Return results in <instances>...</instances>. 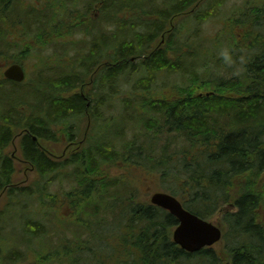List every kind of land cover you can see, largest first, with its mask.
I'll list each match as a JSON object with an SVG mask.
<instances>
[{
	"label": "trees",
	"instance_id": "1",
	"mask_svg": "<svg viewBox=\"0 0 264 264\" xmlns=\"http://www.w3.org/2000/svg\"><path fill=\"white\" fill-rule=\"evenodd\" d=\"M222 1L214 6L223 4L219 16L224 14L225 40L234 59L232 66H224L228 77L215 72V58L223 45L218 40L214 50L190 37L165 40L162 46L160 38L144 40L155 33L158 37L161 29L145 33L130 24L119 27L118 34L135 40H120L116 49L102 45L106 48L98 54L93 40L74 39L83 29L65 23L64 0H38L33 17L31 12L18 13L22 5L7 14L0 7V40H7L13 49L21 46L12 62L33 63L34 78L23 89L39 85L46 91L35 110L21 102L23 157L45 179L50 173L62 174L69 165L64 176L72 186L66 193L44 196L22 188L24 219L18 241L0 236V264H264V176L259 179L264 170V0H242L231 9ZM207 2L166 0L165 15L193 16V25H199L209 13L196 9ZM101 4L109 7L103 9L104 16L113 10L124 21L131 10L115 9L117 0ZM183 30H188L186 25ZM199 33L194 26L191 34L201 39ZM118 34L101 28L104 40H114ZM194 44L208 58L200 68L194 63L185 68L180 62L194 54ZM67 47L73 48V55ZM84 54L95 56L94 61L83 63ZM41 73L49 76L45 83ZM100 73L106 75L101 81L106 84L105 98L114 93L117 81L118 96L127 93L132 103L137 101L140 113L143 109L153 113L141 114V123L134 125L139 131L125 135L132 139L120 140L118 149L107 141L102 148L92 146L100 120ZM169 85L175 100L150 96V91L165 92ZM77 121L85 123L82 133L74 130ZM7 133L1 129L0 137ZM83 135L85 146L71 154L67 164L51 165L38 146H47L50 139L58 143L65 137L68 142ZM114 166L119 173H111ZM145 180L158 181L162 191L178 197L201 218L219 215L216 221L220 220L228 242L225 249L218 254L209 248L190 254L173 243L171 231L177 220L142 202L140 183ZM106 203L112 204L111 216Z\"/></svg>",
	"mask_w": 264,
	"mask_h": 264
},
{
	"label": "flooded vegetation",
	"instance_id": "2",
	"mask_svg": "<svg viewBox=\"0 0 264 264\" xmlns=\"http://www.w3.org/2000/svg\"><path fill=\"white\" fill-rule=\"evenodd\" d=\"M138 1L146 3L144 9L135 8L134 6H127V10H131L126 11L128 15L124 16L126 19L124 21L122 20V14H114L113 10L108 13L110 15L104 16L103 9H108L109 7L103 8L101 0H64L66 4L65 23H67L68 25H73L75 28L78 27L83 29L82 33L76 34L78 40H101V28L105 24H107V29L111 30L112 32L114 31L117 34L119 27H122L123 25L130 26V24L132 28L135 26L134 28L143 30L145 31V33H147L149 30H152L151 28L161 29L158 37L155 33L153 36L148 35L144 38V40H159L158 38H160L161 43H164L162 42V40H181L183 36H185V39L187 37H190V40H195L198 38L192 37V34L191 36H187V32L189 31L183 30V28L179 25L180 18L177 20V17L173 15H170L169 19L166 17V0ZM71 3H73L74 6V8L72 9ZM18 5H22L21 8H17L19 9L18 13L21 14L24 11L31 12V15L33 17V12L37 8L38 0H0V7L6 14L8 12H15V7H17ZM220 6L221 5L216 6V8H220ZM175 20L176 22H173ZM88 28L91 29V32L87 34L86 29ZM216 29L218 30V36H222V40L226 39L228 34V30L226 29V27L222 26ZM216 29L212 27L213 36H215L217 33ZM190 33H192V31ZM117 37H119V34L117 35ZM121 39L135 40L136 38L129 36L127 37V39ZM20 49L21 46H15V48L13 49L12 44L8 43L7 40H0V92H9L11 94V92H13L14 90H22L24 84L28 82L27 78H25L24 82H15L4 77V72L6 71V69L14 64L22 66L26 75H28L29 72L33 70L32 62H28L26 64L12 62L20 54L19 52V54H17L15 50ZM149 49H151V46H149ZM159 75L162 76L163 74L160 73ZM172 88L170 85L168 87H165V92H161L158 89L154 88L155 90H152V93L150 91V96L155 98L159 97L160 99L163 96H166L173 101L177 98V96L173 94ZM85 104L88 107L87 101H85ZM22 117L23 109L21 106V102L15 104L14 107H8L4 106L2 101L0 100V130L4 129L8 132L4 139L3 137H0V221L3 217L6 216L8 210L9 212H13L19 209L20 213L23 210V206L21 203L23 193L22 188H28V186L22 185L32 181L29 180V173L34 172L35 176L41 177V175L37 173V169L35 168V166L28 163L23 157L24 129L22 127ZM87 123V128H85L84 131L85 135L89 126V122ZM51 129L54 130L53 125ZM85 135H83V138H75L74 140L68 142L67 140H65V137H63V140L58 143L50 139L47 142V146H44L47 147L46 150L43 146H38L42 151L43 157L51 165H53L55 162H66L67 164L70 159L69 156L71 154H75L76 152L79 153L82 151V147L85 146V141L83 142ZM69 170L70 166L68 165L65 166L61 171L62 173H66L69 172ZM53 174L54 173H50L46 177L47 183H50L52 181ZM43 186H45L46 188V185H42L40 187ZM31 192L33 191L31 190ZM34 193L35 192H33V194ZM9 199L10 202H8ZM36 206L39 205L37 204ZM35 210L39 212L41 208L35 207Z\"/></svg>",
	"mask_w": 264,
	"mask_h": 264
},
{
	"label": "rangeland",
	"instance_id": "3",
	"mask_svg": "<svg viewBox=\"0 0 264 264\" xmlns=\"http://www.w3.org/2000/svg\"><path fill=\"white\" fill-rule=\"evenodd\" d=\"M217 1L218 0H208L207 3L202 4V6L198 8L199 12L205 10L206 15H208L207 13H209V15L206 17V21L202 24L193 25L196 23L194 21L196 17H193V16H190L188 18H180L179 17L180 18L179 25L182 28L185 27V25H186V28L188 30H190L189 32H187V36H191L190 32L191 31L193 32L194 26H197L200 29L199 34L202 35L203 37L202 38L200 37L201 39H198L199 38L198 37L195 40H200L198 42L204 44L208 49H211V50H214L215 46H213V45H214V42H216V40H218V42L223 44V45H221V48L224 46H227L226 40L225 39L222 40V36H218V30L216 29V28H220L223 26L221 20H222V16H224V14L222 16H219L220 12H222V13L224 12V9L221 7L223 4H221L220 8H216V6H214V4ZM225 1H226V4H225L226 8H228V9H231L236 2H237V4H242V0H225ZM116 5H117V7H114L115 9L123 8V9L127 10V8H126L127 6H134L135 8L144 9V6L146 5V3H142L138 0H117ZM124 5H126V6H124ZM219 10H220V12H219ZM179 18H177V20ZM173 22H176V20ZM183 22H185V23H183ZM106 26H107V24L104 25V27H106ZM212 27H214L217 31L215 36H213ZM192 36H194V34ZM206 37L209 38L210 40L206 39ZM104 39L105 38L102 37L101 40H99V39L93 40V43L97 46L98 54H101L100 52H102L103 48H106V47H111L113 49H116L117 46L119 45L118 44L119 41L122 40L120 37H115L114 40H104ZM181 40H185V36H183V38ZM105 44H106V47H102V45H105ZM162 46H165V44L163 43ZM196 46L197 45H195V44L193 45L194 54L184 56L185 62L183 64L180 62V65L185 66V68H187V67H189V65L191 63H194L196 68H200V66L206 61V59L208 58V55L202 54V52L199 50V48H196ZM71 49H73V48L67 47V50H70L69 51L70 55H73L74 52L71 51ZM218 52H217V57L215 58V60H216L215 65L218 68L216 69L215 72H218L221 76L228 77L230 75V73L225 72V69H226L224 67L225 64L221 62L222 57L218 55ZM88 57H90V59ZM83 58H84L83 63L85 62V63L91 64L94 61L95 56H93V55L91 56L89 54H84ZM42 75L43 76L41 77V79H42L41 82L45 83L46 79H48L47 77H49V76L44 75V74H42ZM164 77H165V74H164ZM33 78H34V74H28V80L31 81V79H33ZM104 78H106V75L103 73H100L98 76V80H99L98 86L100 89L98 91L99 93L97 96V98L101 99L98 101V104H99L98 105L99 106V110H98L99 113L98 114L100 115V118H99L100 120H99V123H97L95 126L97 137L94 139L92 146L97 147V148H102L101 147L102 144L105 141H107L108 144H110V146H113V147L118 149V148H120V143H121L120 140L125 139V140H127L126 142H128L129 140L132 139V137H126V136L136 134L139 131V129H137L134 125H139L141 123V119H142L141 114L144 113V116H147L148 114L153 115V113L149 112V109H143V112L140 113L138 111V108L136 107V104H135L137 101H134L132 103L133 100L131 99V97L127 93H125L123 96H118L117 94L119 92V88H118L119 85H117V81H115L114 93H110L108 95V97L105 98L106 95L102 92H103V87L106 84L102 85L103 83H101V81H104L103 80ZM170 78H171V76H170ZM174 78H176V77H174ZM176 79H178V78H176ZM164 80H167V79H164ZM89 82L91 83L90 79H89ZM88 84L89 83H86L85 88H89ZM125 84H127V82H125ZM81 92H83V91L81 90ZM127 92H131V90H129V91L127 90ZM44 94H46V91H44L38 85V86H33L30 89L14 90L13 92H11V94L9 92H0V100L2 101L4 106H7V103H8L11 107H13V105L15 106V104H17L19 102H23L26 105L30 106L31 109L33 108V110H35L36 109L35 104L39 103L40 98ZM157 119L161 121L160 115L158 116ZM75 126L76 127L74 130H76V132H78V133H82L83 128L85 126V123H83V121H77ZM143 138H146V137H144V136L139 137L140 140ZM88 140H89V138H88ZM60 151H61V149H60ZM115 167L116 166H114V168H112V170H111L112 174L119 173L117 170H114ZM262 176H264V170H263L262 174L260 175L259 179H261ZM29 177H30L29 180H32V181L27 183V184H23L22 186H24V185L28 186V188H30L33 192H36V193L39 192L38 196H44L45 193H47V194H49V193L60 194V193H64V192L66 193V191H69L72 187L68 183V181H70V180L68 178H65L64 173L59 174V175H53L52 181L50 183H47L45 178H42L40 176H35L34 172L29 173ZM42 185H46V188H45V186L40 187ZM140 185H141V189H142V191H141V198L143 199L142 202L149 203V196L152 193L157 192V191H162L161 188L159 187L158 181L148 182L147 180H145V181H143V183H140ZM40 188H42L43 190ZM122 192H123V188L121 187V188L117 189L115 194L119 196ZM8 202H10V199L8 200ZM37 207L38 206H36V208ZM104 207L107 208L108 213L111 216V214L113 212L112 204L106 203ZM229 209L227 211L230 212L231 209L230 210ZM7 212L8 213L6 214V216L3 217L1 220L0 236L4 237L7 240H12V242L14 241L16 243L18 241V230L20 229L21 222L24 219V216L20 213L19 209L15 210L13 212H9V210H8ZM218 218L220 219V216L215 215V216H213V218H211V221H214ZM216 222H217V224H219L220 220L216 221ZM242 232L246 235L249 234V232L246 231V229H242ZM226 244H228V242L225 241V239L223 237L220 241H218L215 245L212 246V250L216 254H218V252L225 249Z\"/></svg>",
	"mask_w": 264,
	"mask_h": 264
},
{
	"label": "water",
	"instance_id": "4",
	"mask_svg": "<svg viewBox=\"0 0 264 264\" xmlns=\"http://www.w3.org/2000/svg\"><path fill=\"white\" fill-rule=\"evenodd\" d=\"M4 76L20 82L24 79V72L19 65L14 64L6 69ZM150 203L167 210L177 219L178 224L172 232V239L184 251L194 253L220 240L219 227L185 210L180 201L170 194L154 193L150 197Z\"/></svg>",
	"mask_w": 264,
	"mask_h": 264
},
{
	"label": "clouds",
	"instance_id": "5",
	"mask_svg": "<svg viewBox=\"0 0 264 264\" xmlns=\"http://www.w3.org/2000/svg\"><path fill=\"white\" fill-rule=\"evenodd\" d=\"M218 55L222 57L225 65L232 66L234 64V59H233L230 47H228V46L222 47L219 50Z\"/></svg>",
	"mask_w": 264,
	"mask_h": 264
},
{
	"label": "bare ground",
	"instance_id": "6",
	"mask_svg": "<svg viewBox=\"0 0 264 264\" xmlns=\"http://www.w3.org/2000/svg\"><path fill=\"white\" fill-rule=\"evenodd\" d=\"M233 210V209H232Z\"/></svg>",
	"mask_w": 264,
	"mask_h": 264
}]
</instances>
